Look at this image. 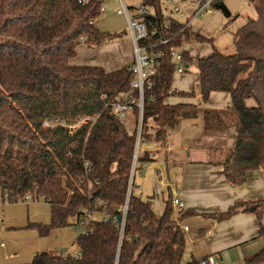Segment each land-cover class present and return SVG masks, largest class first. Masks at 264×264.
Returning a JSON list of instances; mask_svg holds the SVG:
<instances>
[{
  "label": "trees",
  "instance_id": "16d2710c",
  "mask_svg": "<svg viewBox=\"0 0 264 264\" xmlns=\"http://www.w3.org/2000/svg\"><path fill=\"white\" fill-rule=\"evenodd\" d=\"M105 1L0 0V195L9 203L24 201L28 194L45 198L51 222L28 225L41 236L58 228H86L75 241L78 257L43 251L28 264H182L186 251L170 199L158 215L151 197L142 198L133 189L129 193L136 132L110 110V103L130 90L129 66L107 72L100 66L70 63L79 46H100L117 37L90 23L102 15ZM141 4L151 11L143 21L157 31L146 44L162 53L154 85L146 91L143 136L146 142H163L178 118L198 112L193 104L167 102L174 95L196 94L173 90L176 66L170 50L192 41L212 44L213 38L193 35L186 23L166 16L161 0ZM166 38L169 41L160 44ZM183 58L185 64L193 61L187 50ZM196 65L204 103L213 92L231 95L229 109H206L204 120L210 130L234 125L236 143L222 172L233 185L242 186L249 171L263 166L264 112L245 103L253 95L254 60L242 52L222 53L213 45V52L197 58ZM79 117L89 120L75 133L63 125L45 126L47 121ZM151 160L148 152L140 158L141 163ZM126 202L123 221L120 209ZM240 207L257 215L259 236L264 237V200L206 216L223 221ZM104 217H116L117 222ZM203 259L192 256L185 264H202ZM245 264H264V248Z\"/></svg>",
  "mask_w": 264,
  "mask_h": 264
},
{
  "label": "crops",
  "instance_id": "0c3cea01",
  "mask_svg": "<svg viewBox=\"0 0 264 264\" xmlns=\"http://www.w3.org/2000/svg\"><path fill=\"white\" fill-rule=\"evenodd\" d=\"M170 2L174 5L173 0H169ZM197 9L188 11L185 20L173 16L175 14L168 17L186 23ZM256 10L258 13V5ZM210 11L208 9L207 12ZM253 21L255 19H251L243 27ZM126 22L121 26L112 23L109 27L100 29L97 21L96 27L99 30L117 37L100 46H79L77 55L70 63L75 66H100L107 72L130 66L135 54ZM200 34L204 35L203 32ZM239 43V52L246 55L242 43ZM186 45L183 48L193 60L207 57L213 52L210 43L193 42L191 48ZM185 65L186 71L176 73L177 75L188 72L190 64ZM195 70L198 74L197 65ZM197 82L198 77L192 83L186 82L184 91L178 90L173 83L172 88L179 92H192L197 87ZM167 102L173 105L193 104L198 108L197 115L178 118L168 129L165 141L145 142V151L150 153L152 160L148 162V167L141 163L134 176L133 191L142 198L151 197L155 206L163 203L165 210L171 190H181L186 206L180 212L174 211V218L182 228H189L184 231L187 260L192 256L200 259L214 256L213 264H245L246 258L264 248V237L259 236L257 215L240 207L238 213L223 221L206 216L225 212L238 203L264 200V165L249 171L244 185H233L223 174L222 163L235 146L236 129L233 124H229L223 129L210 130L204 120L206 109H229L231 95L213 92L207 103L202 101L199 93L193 97L174 95ZM245 103L249 107L257 106L254 98H248ZM156 130L154 127L151 134ZM51 216V205L43 197L9 203L0 195V264H28L39 252L62 250L75 243L78 234L71 226L54 229L47 236H41L37 230L28 227L30 223L49 224ZM262 223L264 224V214Z\"/></svg>",
  "mask_w": 264,
  "mask_h": 264
},
{
  "label": "built area",
  "instance_id": "2783aa9c",
  "mask_svg": "<svg viewBox=\"0 0 264 264\" xmlns=\"http://www.w3.org/2000/svg\"><path fill=\"white\" fill-rule=\"evenodd\" d=\"M213 0H209L206 4L210 5ZM199 8L196 10L193 15V19H196L198 16L203 15L204 4L202 1H199ZM117 9L116 13L122 15L127 20V32L128 36L133 43V49L135 58L133 63L129 66V70L132 72L133 77L130 82V90L125 92L117 100L110 103L111 113L119 119L122 123L131 117L134 120V128L130 131L136 132L135 147L132 158V167H131V181L129 185V193L133 189V180L137 170L140 168L141 162L140 158L143 156L145 151V140H144V108L146 101V91L154 85V78L158 73L159 58L162 53L155 51L154 45L146 44V40H150L153 35L157 33L156 30L150 31L146 23L143 21V17L147 14H150L151 11L149 7L144 4H140L134 8L135 11H132V8L128 6L125 0H117ZM109 8V5L106 1L102 4L101 11L102 14ZM175 12L180 13V10L177 7L173 9ZM91 25L96 26L97 20L90 21ZM190 21L186 22V26H189ZM170 29V23L166 22L164 24V31L168 33ZM169 41L168 38L162 39L160 44H165ZM184 48L173 47L170 50V57L172 62L176 66V73H183L186 71V65L183 58ZM152 97H149L151 99ZM89 119L86 117L71 118L68 120L65 119H56L54 121H47L45 126H54V125H63L68 127L71 132L75 133L78 128ZM125 124V123H124ZM144 167H148L149 163L144 162ZM182 192L178 188H173L170 194V202L174 211H182L185 209V201L182 197ZM33 195L28 194L25 197V200L33 199ZM128 210V203L120 209L123 216V221L125 220ZM106 222L110 220L117 222V218L113 217H104ZM77 230L81 232L85 231V226L78 225ZM183 231H188V227L185 226L182 228ZM59 253L69 254L68 250H58ZM80 254L76 253L74 256L78 257ZM215 261L214 256L207 257L202 260V264H213Z\"/></svg>",
  "mask_w": 264,
  "mask_h": 264
},
{
  "label": "rangeland",
  "instance_id": "374dc122",
  "mask_svg": "<svg viewBox=\"0 0 264 264\" xmlns=\"http://www.w3.org/2000/svg\"><path fill=\"white\" fill-rule=\"evenodd\" d=\"M129 7L132 8V11H135L134 8L137 7L142 3V0H125ZM199 1H202L204 4H206L209 0H173L174 5L169 0H161L164 13L168 15L176 16L177 18L181 20H185V17L188 13V11L192 9L199 8ZM224 4L227 5V7L231 10L232 15L230 17H226L222 14V12L216 7L217 3L219 2H211L210 5H205L203 10V15L198 16L194 22H192L193 16L190 17V24H191V32L193 35L197 33H204V35H208L211 38H213L212 47H214L225 54H236L240 53V43H246V37H249L251 34H246L243 32V29L247 23L251 19H257V5H260V2L258 0H220ZM247 1V2H246ZM106 3L109 5V8L97 19L98 27L100 29L107 28L110 26V24H114L115 26H121L122 24H125L126 19L123 16H119V14H116L117 9V0H106ZM172 6L177 7L180 10L179 14H176L172 10ZM208 9H211L210 12H207ZM178 13V12H177ZM181 14V15H180ZM122 16V15H120ZM127 23V22H126ZM187 44V48L192 47V43ZM242 43V44H243ZM81 46H87V45H81ZM189 50V49H188ZM195 58L190 64L189 70L184 75H177L174 74L173 76V86L177 87L178 90L184 91L185 87L187 86L185 83L194 82L196 78L198 77V74L196 73L195 66ZM197 89L195 88V93H199V83L197 82ZM126 127L129 130H132L134 128V120L129 117L126 122H124ZM164 204L160 203L156 204L153 200V209L154 211L160 215L162 214V209L164 211ZM174 210V209H173ZM74 228L79 234L81 231L77 230L76 227L71 226ZM66 250H68L72 255H75L78 253V247L75 243H73L71 246L67 247ZM58 251V250H57ZM187 261V251L184 254L182 264H185Z\"/></svg>",
  "mask_w": 264,
  "mask_h": 264
},
{
  "label": "flooded vegetation",
  "instance_id": "af4514ba",
  "mask_svg": "<svg viewBox=\"0 0 264 264\" xmlns=\"http://www.w3.org/2000/svg\"><path fill=\"white\" fill-rule=\"evenodd\" d=\"M258 16L253 23L244 27L245 35L251 34L246 37V43L242 46L246 51V56L254 60V72L251 78V85L253 95L257 106L261 107L264 112V0H259ZM264 165V154H263Z\"/></svg>",
  "mask_w": 264,
  "mask_h": 264
},
{
  "label": "water",
  "instance_id": "95a60500",
  "mask_svg": "<svg viewBox=\"0 0 264 264\" xmlns=\"http://www.w3.org/2000/svg\"><path fill=\"white\" fill-rule=\"evenodd\" d=\"M216 7L222 12L224 16L230 17L232 15L231 10L223 2L217 3Z\"/></svg>",
  "mask_w": 264,
  "mask_h": 264
}]
</instances>
